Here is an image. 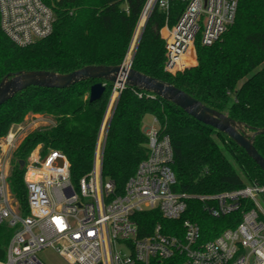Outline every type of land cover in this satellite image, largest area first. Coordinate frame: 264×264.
I'll list each match as a JSON object with an SVG mask.
<instances>
[{"label": "trees", "instance_id": "obj_1", "mask_svg": "<svg viewBox=\"0 0 264 264\" xmlns=\"http://www.w3.org/2000/svg\"><path fill=\"white\" fill-rule=\"evenodd\" d=\"M146 0H45L55 12L53 32L29 46L11 40L0 25V83L10 73L50 70L69 73L85 65H119L124 62ZM183 5L173 3L168 23L173 25ZM167 16L156 8L139 41L133 67L172 83L205 104L245 124L250 135L264 127V0H240L235 23L211 45L196 43L194 63L176 73L165 69ZM98 79L82 80L71 87L32 85L17 92L0 106V142L13 124L30 113L49 115L53 123L27 134L15 151L10 188L18 210L28 215L25 166L31 152L62 150L70 160L75 183L92 168L97 138L105 116L113 83H106L103 96L90 101L91 86ZM152 114L171 137L177 183L174 190L188 192L185 214L169 220L159 210L135 213L140 234L151 233L158 224L164 232L182 229L183 220L197 221L201 240L216 237L241 221V211L215 218L209 215L200 196L245 185L264 184V170L227 133L205 124L172 101L151 91L126 85L115 103L106 133L103 171L122 192L128 179L147 155L148 137L144 118ZM253 143L264 157V133ZM14 228L0 224V262L6 259Z\"/></svg>", "mask_w": 264, "mask_h": 264}, {"label": "built area", "instance_id": "obj_2", "mask_svg": "<svg viewBox=\"0 0 264 264\" xmlns=\"http://www.w3.org/2000/svg\"><path fill=\"white\" fill-rule=\"evenodd\" d=\"M183 7L173 25L168 23L173 3ZM240 0H146L124 63L133 66L146 23L156 8L165 12V69L176 73L201 41L211 45L235 23ZM56 17L45 0H0V25L20 46L49 36ZM125 84H113L100 126L91 170L77 183L71 163L59 149L41 144L25 161L28 215H22L10 188V156L29 132L42 126L49 115L32 113L10 128L0 142V224L14 228L1 264H45L39 252L53 248L68 264H264V184L246 181L242 187L202 195L206 212L215 218L241 211V221L213 239L201 240L197 221L183 220L182 229L164 232L161 224L141 235L135 213L159 210L179 220L194 195L174 190V150L169 134L155 121L145 130L147 155L128 179L122 192L104 175L106 133L115 103ZM48 123H53L49 116ZM45 123V124H48ZM4 159L7 163H4Z\"/></svg>", "mask_w": 264, "mask_h": 264}, {"label": "water", "instance_id": "obj_3", "mask_svg": "<svg viewBox=\"0 0 264 264\" xmlns=\"http://www.w3.org/2000/svg\"><path fill=\"white\" fill-rule=\"evenodd\" d=\"M86 79L99 80L91 86L90 101H96L103 96L107 89L106 83L108 81L113 84L120 82L121 84L136 86L172 101L199 121L213 126L218 131L227 133L264 170V157L253 143L256 134L264 133V127L250 135L245 131L243 122L230 117L225 112L208 106L172 83L138 71L129 63L125 64L123 62L119 65L90 64L69 73H58L42 69L10 73L0 83V106L5 104L20 90L32 85L67 88ZM21 165H25V160H21Z\"/></svg>", "mask_w": 264, "mask_h": 264}, {"label": "rangeland", "instance_id": "obj_4", "mask_svg": "<svg viewBox=\"0 0 264 264\" xmlns=\"http://www.w3.org/2000/svg\"><path fill=\"white\" fill-rule=\"evenodd\" d=\"M137 39H138V37L136 38V43H134L133 44V46H132V50H137V47H138V45L136 46V44H137ZM129 50L130 49H128V52H127V54H126V57H127V55H128V53H129ZM135 56V55H134ZM125 57V58H126ZM188 57H190V61H191V59L192 58H195V63L197 62V47L195 46V48L191 51V53L189 54V56ZM192 57V58H191ZM192 64H194V63H188L187 64V66H190V65H192ZM186 66V67H187ZM32 113H30L28 116H30ZM27 116V117H28ZM49 117V116H48ZM48 117H47V119H46V121L47 122H44V123H42L44 126L45 125H48V124H50V123H48ZM155 121V117H154V115H152V114H147L146 116H145V118H144V128L146 127V126H148V125H150V124H152L153 122ZM45 123H48V124H45ZM12 128H14V125H12L11 126ZM33 129H27L26 130V133L27 132H29V131H32ZM44 150V149H43ZM2 157V149L0 148V158ZM15 157H16V155H15V152L12 154V156H10V158H9V160H10V175L13 173V169H14V164H13V161H14V159H15ZM4 163L6 164L7 163V160L6 159H4ZM9 175V176H10ZM14 201H15V204H16V206L18 207V200H17V198L14 196ZM39 257L43 260V262L45 263V264H68L58 253H57V251L56 250H54L53 248H45V249H43V250H41L40 252H39ZM0 264H1V262H0Z\"/></svg>", "mask_w": 264, "mask_h": 264}, {"label": "crops", "instance_id": "obj_5", "mask_svg": "<svg viewBox=\"0 0 264 264\" xmlns=\"http://www.w3.org/2000/svg\"><path fill=\"white\" fill-rule=\"evenodd\" d=\"M148 126H146L144 129L146 130Z\"/></svg>", "mask_w": 264, "mask_h": 264}]
</instances>
